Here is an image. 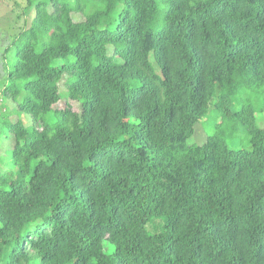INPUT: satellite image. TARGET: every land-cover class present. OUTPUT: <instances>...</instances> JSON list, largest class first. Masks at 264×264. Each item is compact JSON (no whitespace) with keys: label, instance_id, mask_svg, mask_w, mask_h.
Instances as JSON below:
<instances>
[{"label":"trees","instance_id":"16d2710c","mask_svg":"<svg viewBox=\"0 0 264 264\" xmlns=\"http://www.w3.org/2000/svg\"><path fill=\"white\" fill-rule=\"evenodd\" d=\"M13 5L0 264H264V0Z\"/></svg>","mask_w":264,"mask_h":264},{"label":"rangeland","instance_id":"374dc122","mask_svg":"<svg viewBox=\"0 0 264 264\" xmlns=\"http://www.w3.org/2000/svg\"><path fill=\"white\" fill-rule=\"evenodd\" d=\"M13 1L14 0H0V80L4 77V72H5V67L3 63V58L1 56L3 50L11 44L13 35L18 31V28L22 25L23 19L25 20V25H28L30 22V19L32 17V12L29 11L25 16L22 14L20 7H13ZM18 15V18H17ZM73 17L75 20L82 19L80 14H73ZM14 50L12 49L9 54L13 53ZM72 56L70 55L69 57L66 58H61V59H55L54 62L57 64H61L63 62H67L68 60H71ZM10 64V63H9ZM11 66V65H9ZM63 79L59 82L58 87L62 91L64 90V85H63ZM1 83V82H0ZM258 93V99L256 102V105H260L264 103V89H261ZM69 102L72 106V108L76 111L80 110V104L76 101L69 100L65 97H62L57 103L53 105L55 108H63L65 103ZM9 106L11 105L8 103ZM22 119L25 125L30 126L32 124V120L29 114L23 113L22 114ZM256 118L258 125L262 128H264V109L262 110H257L256 111ZM202 128V132L198 130V128ZM5 129V128H4ZM209 129L206 127L204 122L199 121L195 125V130L192 136L189 138L188 143H197L200 144L202 143L205 138L206 134H208ZM7 132L6 130L0 131V156L3 158L5 161L7 160V157L10 156V153L5 152V148L7 145H10V140L6 138ZM2 161L0 162V172L6 168L5 162ZM105 251L110 250V246L108 244H105L104 246Z\"/></svg>","mask_w":264,"mask_h":264}]
</instances>
